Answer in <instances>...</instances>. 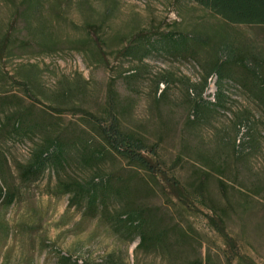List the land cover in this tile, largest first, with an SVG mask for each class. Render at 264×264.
I'll list each match as a JSON object with an SVG mask.
<instances>
[{"label": "rangeland", "instance_id": "obj_1", "mask_svg": "<svg viewBox=\"0 0 264 264\" xmlns=\"http://www.w3.org/2000/svg\"><path fill=\"white\" fill-rule=\"evenodd\" d=\"M20 1L0 0V27L14 42L13 52L0 58V186L13 196L9 204L0 201V264H186L207 254L210 264H225L228 246L210 221L214 215L239 251L234 264H264V103L250 85L239 83L242 71L233 67L224 81L223 105L197 111L196 93L216 40L206 41L193 57L153 52L142 63L121 55L120 46L98 51L78 42L80 26L102 18L107 34L148 27L192 32L196 25L216 27L220 20L179 0H51L54 9L46 3L41 16L56 43L52 47L36 40L32 19L31 26L14 16L11 4ZM228 29L236 46H247L261 59L264 78V26ZM111 82L123 128L157 146L159 157L153 161L165 162L166 175L143 187L147 171L136 172L112 153L96 168L76 162L57 172L47 165L26 176L23 170L45 138L94 136L83 116L101 111ZM216 86L211 75L202 99L214 103ZM17 116L22 130L15 131L6 117ZM97 172L141 182L136 202L151 207L166 225L180 224L194 240L175 257L143 252L136 250L139 238L127 244L108 223L84 214L83 207H69L70 194L63 193L60 181L87 180ZM174 177L190 191L203 177L205 201L178 200Z\"/></svg>", "mask_w": 264, "mask_h": 264}, {"label": "trees", "instance_id": "obj_2", "mask_svg": "<svg viewBox=\"0 0 264 264\" xmlns=\"http://www.w3.org/2000/svg\"><path fill=\"white\" fill-rule=\"evenodd\" d=\"M5 1L8 3L11 0ZM179 2L194 4L216 18L217 21L219 19L220 24L216 27L196 25L192 32L174 29L155 32L148 27L142 30L134 28L126 32L118 31L114 34H107L103 32L105 19L102 18L100 22L86 21L82 24L78 42L82 47H93L98 51L101 47H109L111 44L120 46L118 52L121 55L136 57L142 63L143 59L153 52H161L174 57H193L197 55L199 47L206 44V41L216 40V47L212 50L213 59L208 69L205 70L196 93L194 109L198 111L204 108V105L221 106L224 104L226 96L223 83L230 78L233 67L242 71L238 74L239 83L244 86L250 85L251 89L256 92V97L264 103L261 59L250 53L247 46L243 44L241 46L244 48L236 46L234 37L228 29L239 26L263 27L264 0H179ZM46 3H51L54 9L55 2L51 0H21L19 4L12 2L11 5L14 16L24 18L27 23L30 19L35 22L34 36L38 42L54 47L56 43L52 41L48 23L41 16V8ZM107 15L106 11L102 14L103 17ZM28 24L32 26L31 22ZM13 50L14 42L11 34L8 29L0 27V58L9 56ZM83 51L85 52V49ZM219 53L225 56L223 60L218 58ZM96 54L99 53L96 52ZM211 75H215L217 79L216 92L213 95L214 103L202 99ZM160 82H166V80H160ZM158 84L159 82L156 84V89ZM163 93L161 90L159 98ZM3 104L0 101V107ZM120 105L117 91L111 82L108 84L105 103L101 111L97 114L83 116V123L89 127L94 136L85 137L80 134L70 137L60 134L45 138L34 150L23 173L26 176L34 175L41 172L47 165L59 172L76 162L88 168H96L105 157L114 153L125 159L133 170L147 171V180L142 178L143 187L149 186L150 182L157 183L161 175H166L162 170L165 162L153 161L159 157L156 145L148 144L143 137L123 128ZM6 118L7 126L10 125L12 130H22L21 119L18 116ZM29 127L32 126L29 125ZM171 179L178 200L188 197L191 203L205 201L206 186L203 177H199L195 191L188 190L181 184L180 179L176 177ZM133 181L134 178H125L121 174L97 172L87 180L60 181L59 186L63 189V193L70 194L69 207H83L84 214L92 218L98 217L99 220L108 223L114 234L125 240L127 244L139 238L136 250L161 251L169 257L177 256L183 251L185 244L194 239L184 231L180 224H176L175 227L168 226L158 218L151 207L136 202L135 195L137 191L139 192L141 182L138 185ZM219 185L222 186L224 183L219 181ZM12 199V194L0 186V201L9 204ZM114 203H119L120 206L114 207ZM210 221L222 237L224 244L228 246L227 251L224 252L225 264H234L240 255L235 247L234 239L225 231L224 223L221 218L218 219V215H214V218L212 216ZM210 257L209 254L204 260L200 256L195 257L188 260L186 264H210ZM61 259L69 261V258L64 256Z\"/></svg>", "mask_w": 264, "mask_h": 264}]
</instances>
